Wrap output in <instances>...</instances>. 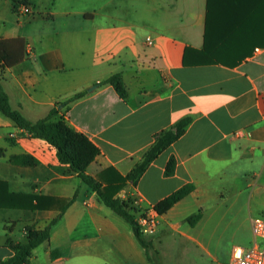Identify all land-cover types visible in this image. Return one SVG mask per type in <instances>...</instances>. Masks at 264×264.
<instances>
[{"label":"crops","instance_id":"obj_1","mask_svg":"<svg viewBox=\"0 0 264 264\" xmlns=\"http://www.w3.org/2000/svg\"><path fill=\"white\" fill-rule=\"evenodd\" d=\"M23 3L32 15L19 14ZM15 38L25 39L26 59L0 66L14 110L36 122L86 93L64 110L69 125L101 150L88 175L111 168L128 175L156 134L190 116L186 133L118 196L126 192L155 206L185 185L194 190L160 215L146 249L52 146L0 112V183L10 193L56 199L45 210L0 208V261L14 255L9 240L25 243L27 228L58 219L30 264H163L166 237L177 250L201 246L209 256H172L169 264H221L200 239L229 230L237 218L264 215V0H0V39ZM114 74L123 77L125 100L100 85ZM20 156L37 164L13 160ZM172 156L176 172L165 177ZM251 223L252 239L233 245L226 264L235 247L253 245Z\"/></svg>","mask_w":264,"mask_h":264},{"label":"trees","instance_id":"obj_2","mask_svg":"<svg viewBox=\"0 0 264 264\" xmlns=\"http://www.w3.org/2000/svg\"><path fill=\"white\" fill-rule=\"evenodd\" d=\"M232 30H234L233 33L236 32L237 35H241L243 29L236 30L233 28ZM209 34L210 21L207 24V41ZM27 55V43L24 38L0 39V66L3 69L13 68L21 64ZM100 85H111L120 98L124 100L129 96L121 74L112 75ZM85 95V92L76 94L69 101L57 104L46 118L32 122L21 111L12 108L9 96L0 80V112L11 119L20 130L25 131L31 138L43 140L52 146L57 151L59 162L69 165L70 172L77 174L97 194L101 203L127 220L132 225L135 235L141 244L146 249H151V243L139 230L136 216L132 213L134 209L130 207V201L123 200L118 194L129 181L136 186L149 166L186 133L193 119L190 116H186L176 122L171 128L156 134L153 144L144 152L141 161L135 165L128 175L121 176L111 168L94 178L88 175L87 171L101 154L100 148L87 135L71 127L64 115L61 114L69 103ZM1 154L2 150H0ZM13 160L29 166L37 164V161L29 156L15 157ZM176 166V158L172 156L165 168V177L174 176ZM193 190L194 187L192 185H185L164 198L154 208L160 215L166 214L175 204L191 194ZM55 200L53 197L42 195L10 193L7 184L0 183V208L45 210L52 207ZM70 204L71 202L62 208L59 218ZM200 217L201 213H198L189 217L188 221L194 224ZM57 222L58 219H55L46 228L40 230L27 228V241L25 243H14L9 240V245L14 251V255L6 261H0V264H30L34 250L49 241L52 228Z\"/></svg>","mask_w":264,"mask_h":264},{"label":"built area","instance_id":"obj_3","mask_svg":"<svg viewBox=\"0 0 264 264\" xmlns=\"http://www.w3.org/2000/svg\"><path fill=\"white\" fill-rule=\"evenodd\" d=\"M20 15H29L32 9L29 5L23 3L18 7ZM148 44H152L150 38ZM123 200L130 201V207L136 216V222L143 236L155 237L159 231L160 214L154 206H146L138 197L129 196L126 192L121 193ZM252 233L254 243L247 249L235 247L232 252V258L229 264H264V218L255 217L252 219Z\"/></svg>","mask_w":264,"mask_h":264},{"label":"rangeland","instance_id":"obj_4","mask_svg":"<svg viewBox=\"0 0 264 264\" xmlns=\"http://www.w3.org/2000/svg\"><path fill=\"white\" fill-rule=\"evenodd\" d=\"M33 13L34 11L32 10V12L29 15H32ZM25 16H27V14H25ZM200 62H203V61L201 60ZM61 114L64 115L67 121L66 110L63 109ZM260 197L261 198L259 199L261 200V202H264V192H262ZM255 216L264 218V215H262L261 213H256ZM252 219L248 218L247 220H245L243 217L237 218L236 222L232 225V227L229 230L220 231L214 235H206L202 237V239L200 240L206 246V248L210 251V253L214 257H216L218 261H220L221 264H226L227 263L226 258L233 245H247L248 242L252 239L251 231L249 227V224ZM144 237L148 241H150L152 238V237H147V236H144ZM162 242H163L162 251L163 253L164 252L166 253V257H165L166 260H163L162 258L163 264L164 263L169 264L172 256H175L177 257V259H182V260L187 259L188 255H191V257L193 258H195L196 256L197 258H200L202 260H204L206 256H207V259L209 257L207 254V251H205L201 246L194 248V249H190L188 247L181 245V248L177 250L174 248V244L172 243V241H170L168 237H166V239L163 240ZM151 255L152 257L156 256V254H154L153 252H151ZM191 259L192 258H190L189 260ZM196 264H200V263H196Z\"/></svg>","mask_w":264,"mask_h":264}]
</instances>
